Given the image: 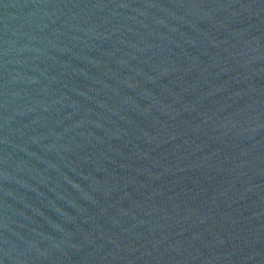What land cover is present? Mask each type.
I'll return each instance as SVG.
<instances>
[{
	"label": "water",
	"instance_id": "1",
	"mask_svg": "<svg viewBox=\"0 0 264 264\" xmlns=\"http://www.w3.org/2000/svg\"><path fill=\"white\" fill-rule=\"evenodd\" d=\"M0 264H264V0H0Z\"/></svg>",
	"mask_w": 264,
	"mask_h": 264
}]
</instances>
